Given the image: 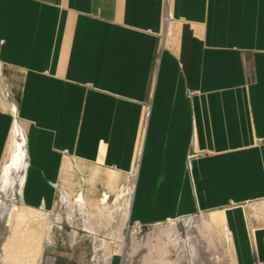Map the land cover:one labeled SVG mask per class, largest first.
Here are the masks:
<instances>
[{
    "label": "crops",
    "instance_id": "crops-1",
    "mask_svg": "<svg viewBox=\"0 0 264 264\" xmlns=\"http://www.w3.org/2000/svg\"><path fill=\"white\" fill-rule=\"evenodd\" d=\"M0 61L14 102L0 103V168L15 119L26 208L73 186L99 209L85 194L99 177L74 168L93 165L109 194L134 176L131 222L210 212L234 264H264V0H0Z\"/></svg>",
    "mask_w": 264,
    "mask_h": 264
},
{
    "label": "rangeland",
    "instance_id": "rangeland-1",
    "mask_svg": "<svg viewBox=\"0 0 264 264\" xmlns=\"http://www.w3.org/2000/svg\"><path fill=\"white\" fill-rule=\"evenodd\" d=\"M168 17L167 13L165 19ZM1 69L0 61V103L11 108L14 102L1 81ZM19 121L21 123L20 118ZM21 126L25 131L22 123ZM6 155L7 151L0 168V264H42L48 253L77 247L88 254L85 264H106L113 253L121 254V264H164L167 261L169 264H234L228 234L221 225L209 223L210 212L181 216L174 222L166 220L149 225L131 222L128 212L131 190L125 186H131L134 176L120 180V186H125L118 193L109 194L104 191L102 182L106 170L93 165L74 163V168L75 171L86 169L89 175L96 173L99 177L85 186L89 201L94 203L99 199V209H86L82 192L74 196L78 189L62 186L57 187L52 210L27 206L24 212L20 208L22 196L19 194L15 197V211L5 214L4 205L10 202L11 191V180L1 170ZM20 175L19 171L12 174L15 182H19ZM80 180L77 176V181ZM24 181L16 186L21 194ZM44 216L49 218L50 225L42 232L43 246H38L31 237L27 218L41 220ZM189 217L191 219H187Z\"/></svg>",
    "mask_w": 264,
    "mask_h": 264
},
{
    "label": "bare ground",
    "instance_id": "bare-ground-1",
    "mask_svg": "<svg viewBox=\"0 0 264 264\" xmlns=\"http://www.w3.org/2000/svg\"><path fill=\"white\" fill-rule=\"evenodd\" d=\"M14 106V104H12ZM12 107V106H11ZM13 113H15V108H13ZM27 135L23 129V127L19 124L17 120H13L12 129H11V137L9 140V147H8V157L6 159V163L2 166L4 175L11 180V191H10V202L4 205L5 214H12L17 204L15 202V197L19 194L22 196L19 189L16 186H19L25 180L24 171L28 166L27 161ZM15 171L21 172L19 177V182L14 181L12 174ZM16 180V179H15ZM17 195V196H16ZM64 200L67 197H63ZM20 201V200H19ZM21 210L26 212V205L24 204L23 197L21 198ZM172 219V218H171ZM27 222L30 224L31 227V237L33 242L38 246H43V236L42 232L47 230L48 226L50 225L49 218L44 216L41 220L36 218H27Z\"/></svg>",
    "mask_w": 264,
    "mask_h": 264
},
{
    "label": "built area",
    "instance_id": "built-area-1",
    "mask_svg": "<svg viewBox=\"0 0 264 264\" xmlns=\"http://www.w3.org/2000/svg\"><path fill=\"white\" fill-rule=\"evenodd\" d=\"M147 115H148V111H146V113H145V120H146ZM129 188H130V190H131V186H130ZM178 220H179V219H178ZM178 220L175 219V218H172V219H171V218H168V219H167L168 222H174V221H178Z\"/></svg>",
    "mask_w": 264,
    "mask_h": 264
}]
</instances>
